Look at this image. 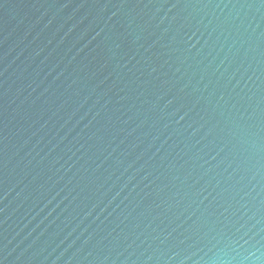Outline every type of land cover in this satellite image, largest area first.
<instances>
[{"label":"water","instance_id":"95a60500","mask_svg":"<svg viewBox=\"0 0 264 264\" xmlns=\"http://www.w3.org/2000/svg\"><path fill=\"white\" fill-rule=\"evenodd\" d=\"M0 264H264V0H0Z\"/></svg>","mask_w":264,"mask_h":264}]
</instances>
